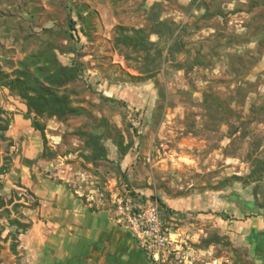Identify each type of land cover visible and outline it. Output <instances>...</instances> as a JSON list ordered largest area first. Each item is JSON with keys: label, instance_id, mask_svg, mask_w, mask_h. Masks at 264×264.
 <instances>
[{"label": "rangeland", "instance_id": "rangeland-1", "mask_svg": "<svg viewBox=\"0 0 264 264\" xmlns=\"http://www.w3.org/2000/svg\"><path fill=\"white\" fill-rule=\"evenodd\" d=\"M22 62L41 81L75 65L57 90L79 112H27L3 78ZM0 90L44 127L38 158L24 161L35 164L30 175L107 212L148 257L117 222L128 212L118 205L132 213L191 196L198 206L187 211L157 202L181 255L257 264L231 226L241 208L264 212V0H0ZM8 127L0 130V264H27L18 243L38 201L10 174L21 148ZM149 258L179 264L172 253Z\"/></svg>", "mask_w": 264, "mask_h": 264}, {"label": "crops", "instance_id": "crops-1", "mask_svg": "<svg viewBox=\"0 0 264 264\" xmlns=\"http://www.w3.org/2000/svg\"><path fill=\"white\" fill-rule=\"evenodd\" d=\"M0 92L7 100L0 105L10 117L8 134L21 148L10 174L38 201L29 227L18 243L24 261L27 264H155L131 233L114 223L107 212L91 210L72 191L33 173L35 164L27 166L24 161L38 158L43 147L41 136L31 126L26 107L17 96L5 90ZM200 196L206 199V193ZM193 200L187 196L185 200L173 198L168 203L162 202L172 210L187 211L198 206L199 201L193 203ZM236 215L239 219L231 226L236 246L248 251L255 263L264 264V212L249 216L248 210L241 208Z\"/></svg>", "mask_w": 264, "mask_h": 264}, {"label": "trees", "instance_id": "trees-1", "mask_svg": "<svg viewBox=\"0 0 264 264\" xmlns=\"http://www.w3.org/2000/svg\"><path fill=\"white\" fill-rule=\"evenodd\" d=\"M82 23L80 27L81 32H85L83 26L87 20H83L82 17H79ZM73 29L75 28V23L70 25ZM22 67L18 71L16 77L12 79L4 78V84L13 91L17 96L24 100V103L27 107V112H32L35 115H47V116H57L63 117L66 115L78 113L79 109L77 107H72L68 96L64 93H59L57 88L64 86L72 79H74L77 68L75 65L70 67H60L55 68L53 71L47 72L45 79L42 81L35 75L32 74L22 62ZM43 71V68H36L34 71ZM6 111L0 106V119L3 120L2 114H5ZM29 118V117H28ZM5 124L0 125V130H6L8 127V120L4 119ZM31 126L34 130L40 133L43 144H45V134L44 127L40 126L35 119H31ZM160 207L168 211L169 209L166 205L157 199ZM27 227V226H26ZM26 229H22V233Z\"/></svg>", "mask_w": 264, "mask_h": 264}, {"label": "built area", "instance_id": "built-area-1", "mask_svg": "<svg viewBox=\"0 0 264 264\" xmlns=\"http://www.w3.org/2000/svg\"><path fill=\"white\" fill-rule=\"evenodd\" d=\"M120 211H127L126 218H118V223H123L140 242L155 262L164 261L166 255L172 253L179 264H191L192 253L185 251L181 255L179 239L171 237L172 232L164 225L157 202H149L144 207H139L137 212H129L131 205L119 204Z\"/></svg>", "mask_w": 264, "mask_h": 264}]
</instances>
